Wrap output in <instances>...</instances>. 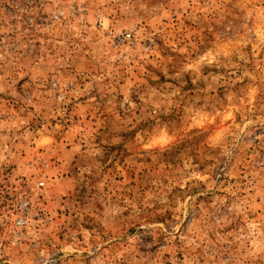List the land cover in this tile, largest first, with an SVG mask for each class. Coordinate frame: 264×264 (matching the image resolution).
<instances>
[{"label":"rangeland","instance_id":"rangeland-1","mask_svg":"<svg viewBox=\"0 0 264 264\" xmlns=\"http://www.w3.org/2000/svg\"><path fill=\"white\" fill-rule=\"evenodd\" d=\"M0 264H264V0H0Z\"/></svg>","mask_w":264,"mask_h":264},{"label":"built area","instance_id":"built-area-1","mask_svg":"<svg viewBox=\"0 0 264 264\" xmlns=\"http://www.w3.org/2000/svg\"><path fill=\"white\" fill-rule=\"evenodd\" d=\"M125 36H126V37H127V36H129V34H128V33H126V34H125Z\"/></svg>","mask_w":264,"mask_h":264}]
</instances>
